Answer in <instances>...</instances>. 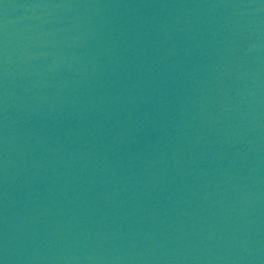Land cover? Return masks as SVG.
I'll return each instance as SVG.
<instances>
[{
	"label": "water",
	"instance_id": "95a60500",
	"mask_svg": "<svg viewBox=\"0 0 264 264\" xmlns=\"http://www.w3.org/2000/svg\"><path fill=\"white\" fill-rule=\"evenodd\" d=\"M2 264H264V0H0Z\"/></svg>",
	"mask_w": 264,
	"mask_h": 264
},
{
	"label": "snow or ice",
	"instance_id": "6c2138e0",
	"mask_svg": "<svg viewBox=\"0 0 264 264\" xmlns=\"http://www.w3.org/2000/svg\"><path fill=\"white\" fill-rule=\"evenodd\" d=\"M0 264H2V262H0Z\"/></svg>",
	"mask_w": 264,
	"mask_h": 264
}]
</instances>
